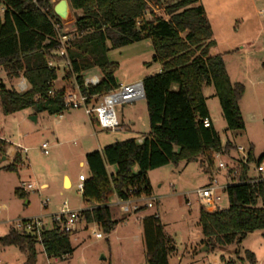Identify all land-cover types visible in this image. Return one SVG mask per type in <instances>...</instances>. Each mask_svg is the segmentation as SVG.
<instances>
[{
    "label": "trees",
    "instance_id": "1",
    "mask_svg": "<svg viewBox=\"0 0 264 264\" xmlns=\"http://www.w3.org/2000/svg\"><path fill=\"white\" fill-rule=\"evenodd\" d=\"M69 2L74 11L81 13L75 18V37L67 48L70 66L65 69L64 79H74L85 94L98 101L119 85V64L108 58L112 49L149 40L154 54L148 66H161L160 72L143 78L150 132L141 142L129 138L86 154L89 176L82 196L88 207L82 210L80 221L96 224L109 235L120 222L108 204L109 198L113 194L119 199L152 195L149 171L170 163L198 161L205 172H212L216 153L230 151L234 146L230 141L223 145L210 117L204 88H214L226 131L245 127L240 102L246 89L242 83L232 82L224 56L212 52L217 42L200 0ZM152 5L158 6V10L152 9ZM0 6V67L8 78L24 77L27 82L25 91L0 84L3 113L10 115L33 108L36 114L61 115L68 110L67 86L56 88L58 69L49 66L50 60H64L58 53L55 23L61 24L62 20L55 7L50 0H0ZM94 69L101 72V80L96 86L85 87V77ZM205 118L211 120L209 127L204 125ZM93 123L96 124L94 119ZM7 144L0 138V155L6 154ZM256 161L251 148L248 162L240 170L241 181L224 190L228 207L215 211L200 209L199 223L208 247L240 244L249 233L264 230V183L247 182L254 177L249 166ZM23 164L22 155L17 152L12 163L0 166V172H18ZM16 193L26 196L22 188ZM142 210L145 208L139 211ZM142 225L147 263L169 264L173 239L166 234L159 214L146 215ZM38 244L48 257L62 261L72 257L76 250L71 234L55 222L51 229L42 231L41 239L13 227L0 236V246L18 247L26 256L25 264H37ZM245 254L251 264L256 263L253 252Z\"/></svg>",
    "mask_w": 264,
    "mask_h": 264
},
{
    "label": "rangeland",
    "instance_id": "2",
    "mask_svg": "<svg viewBox=\"0 0 264 264\" xmlns=\"http://www.w3.org/2000/svg\"><path fill=\"white\" fill-rule=\"evenodd\" d=\"M60 1L50 0L54 7ZM200 2L213 28L217 42L215 53L224 56L232 82L242 83L246 89L240 102L245 127L238 131H226L227 124L214 88H204L207 106L222 143L225 145L230 141L234 148L215 156V168L211 173L205 172L198 161L180 162L178 165L170 163L149 171L152 195L160 200L140 214L122 213L113 194L108 204L115 219L120 220L116 230L107 235L96 224L86 225L85 221H80L71 235L76 247L74 254L57 264H148L140 218L152 212L159 213L166 234L173 239L174 249L169 264H251L246 258V251L255 254L256 264H264V230L249 233L240 244L223 248L214 249L203 242L199 212L204 206L194 193L211 183L212 179L225 182V172L218 168L220 161L227 162L229 166L235 164L240 169L244 158V153L238 150L240 147L245 150L253 148L255 158L264 155V0ZM158 8L152 5V9ZM2 9L0 6V13ZM150 11L148 18L151 17ZM80 13L72 9V17L61 21L62 33L69 36L75 33L74 22ZM146 42L140 41L108 52L109 60L119 64L116 72L119 80L140 79L150 73L148 63L154 52ZM251 43L249 49L242 48ZM63 63H59L62 66L55 81L57 89L74 85V79H64ZM23 78L10 79L0 67V84L8 88L19 90V82ZM143 104L144 101L140 100L134 105L117 106L118 118L124 121L123 131H106L97 123L93 126L83 108L66 110L61 116L47 112L36 114L33 108L6 115L0 106V138L8 142L6 154L0 155V166L12 163L16 150L24 162L18 172L5 169L0 172V236L7 234L11 222L18 219L43 217L46 229H51L53 215L60 212L65 203L70 210L87 208L78 183L81 175L89 176V170L80 162H86V154L98 150L99 145L104 147L148 134L150 120ZM133 119L135 126L132 125ZM129 128L131 131H127ZM45 146L48 153L44 151ZM25 148L27 152L23 151ZM254 165L255 162L249 166L251 175H256ZM65 175L71 178V187L67 182L65 187ZM29 183H33L35 188L25 191L26 196H19L16 190ZM43 184L46 187L43 188ZM220 194L222 200L219 207H228L226 194ZM188 201L192 204H187ZM95 231L102 233L103 238H97ZM37 249V264H47L43 246L38 244ZM25 258L16 246H0L2 264H25Z\"/></svg>",
    "mask_w": 264,
    "mask_h": 264
},
{
    "label": "built area",
    "instance_id": "3",
    "mask_svg": "<svg viewBox=\"0 0 264 264\" xmlns=\"http://www.w3.org/2000/svg\"><path fill=\"white\" fill-rule=\"evenodd\" d=\"M55 30L57 32L58 53L64 57L63 68L67 69L70 66V60L67 54V48L70 45L71 40L75 37V33L72 36H69L66 33L61 32V24L55 23ZM62 64V62H61ZM61 64L54 62L53 60L49 61V66L51 68L60 69ZM101 80V77L98 75L86 76L84 80L85 87L96 86ZM81 84L74 82L72 87H67L65 90V104L68 110L74 108H83L85 113L92 119H94L97 125L106 131H116L121 127V121L117 115V106H122L124 104H131L136 101L142 100L145 98V90L143 80H137L134 82L120 83L116 88L104 94L98 101L95 100L94 96L85 94L81 89ZM19 89L25 91L27 89L26 79L20 80ZM54 92L51 90L50 94ZM61 116V115H59ZM204 125L209 127L211 125V120L209 118L204 119ZM143 137L139 139L141 142ZM240 152L244 153V158L240 163L241 167L243 164L248 162L249 151L245 150L243 147L238 149ZM45 153H48V149L45 146ZM24 152H27V148L24 149ZM221 153H216V156H221ZM254 169L256 175L254 177H249L247 182H263L264 183V156L258 161L255 162ZM218 168L225 172V182L220 183L216 179H212L211 183L198 188L195 190L200 203L208 211H215L219 209V202L222 200L220 192H224L227 186L231 183L240 182V169L234 165L229 166L227 162L220 161L218 163ZM86 177L81 175L79 177L78 188L82 192L84 190V182ZM35 185L29 183L26 187L23 188L24 191L34 189ZM117 205L120 208L122 213H135L138 212L141 208H152L157 203H159V197L153 195L141 194L137 197H131L129 199H119L117 197ZM191 205V201H188ZM83 210V209H82ZM82 210H70L65 203L64 208L60 212L53 215L52 224L57 223V226L68 234H74L75 229L83 217ZM20 232L29 233L32 235L38 236L41 239V234L45 227V221L43 217H35L29 219H18L11 222V226ZM95 236L97 238H103L102 233L95 231ZM47 264H57L61 261L59 257H48ZM52 260V261H51Z\"/></svg>",
    "mask_w": 264,
    "mask_h": 264
},
{
    "label": "crops",
    "instance_id": "4",
    "mask_svg": "<svg viewBox=\"0 0 264 264\" xmlns=\"http://www.w3.org/2000/svg\"><path fill=\"white\" fill-rule=\"evenodd\" d=\"M3 10V9H2ZM145 41H147L146 43V45L149 47V48H151L152 50H153V47H152V44H151V42L149 41V40H144L143 42H145ZM142 42V41H141ZM253 43H255V41L253 42ZM253 43H251V44H247L246 46H243L242 48H246V49H249L250 47H251V45L253 44ZM213 53H215L216 51H215V49H213V51H212ZM161 71V66L160 65H158V64H154V65H152V66H150V73L149 74H155V73H158V72H160ZM89 74L90 75H88V76H91V75H98V76H100L101 77V72L98 70V69H94L93 71H91V72H89ZM230 75V74H229ZM143 78L144 77H142V78H140V79H132V80H126V81H123V80H119L117 77H116V79H117V81H118V83L120 84V83H128V82H134V81H137V80H143ZM65 86V85H64ZM143 101H144V107L146 108V112H147V115H148V110H147V104H146V101H145V98L144 99H142ZM140 101V100H139ZM139 101H136V102H134V103H132L133 105L134 104H136L137 102H139ZM210 117H211V119H212V122H213V125H214V118L212 117V115H211V113H210ZM91 119V122H92V125L94 126V123H93V119L92 118H90ZM123 119L121 120V127L118 129V130H121V131H123L124 130V124H123ZM132 125H136V121L133 119V122H132ZM127 131H131V129L129 128V130H127ZM146 135V134H145ZM142 137H144V136H142ZM142 137H139L138 138V140L139 139H141ZM105 144H107V143H105ZM104 147L106 146V145H103ZM104 147H102L101 145H99V149L98 150H102ZM17 151V150H16ZM16 151H14L13 152V158H14V155L16 154ZM24 151V150H23ZM28 151V150H27ZM6 159V158H5ZM80 165L81 166H85L86 165V162H84V161H81L80 162ZM65 178H68V184L70 183V187H71V185H72V181H71V178L70 177H68L67 175H65ZM64 178V179H65ZM64 185H65V181H64ZM42 187L44 188V187H46V185L45 184H43L42 185ZM66 187V186H65ZM116 199H117V196H116ZM145 210H142V211H138V212H135V214H140V213H142V212H144ZM153 213H158V212H152V213H148V214H144V215H142L141 216V218H140V220H141V222H142V219L146 216V215H149V214H153ZM159 214V213H158ZM160 216V215H159ZM160 218H161V216H160ZM119 225V224H118ZM117 225V226H118ZM117 226H116V228H117ZM143 226V225H142ZM116 230V229H115ZM114 230V231H115ZM113 231V232H114ZM77 234V233H76ZM25 260H26V258H25ZM257 262V261H256ZM0 264H2L1 263V261H0ZM256 264V263H255Z\"/></svg>",
    "mask_w": 264,
    "mask_h": 264
},
{
    "label": "water",
    "instance_id": "5",
    "mask_svg": "<svg viewBox=\"0 0 264 264\" xmlns=\"http://www.w3.org/2000/svg\"><path fill=\"white\" fill-rule=\"evenodd\" d=\"M55 13L61 18V20H68L72 17V8L70 6L69 0H61L58 4H56ZM33 120H37L36 117H34ZM68 178H65V186ZM105 259V257H102Z\"/></svg>",
    "mask_w": 264,
    "mask_h": 264
},
{
    "label": "bare ground",
    "instance_id": "6",
    "mask_svg": "<svg viewBox=\"0 0 264 264\" xmlns=\"http://www.w3.org/2000/svg\"><path fill=\"white\" fill-rule=\"evenodd\" d=\"M67 184H68V180H67Z\"/></svg>",
    "mask_w": 264,
    "mask_h": 264
}]
</instances>
